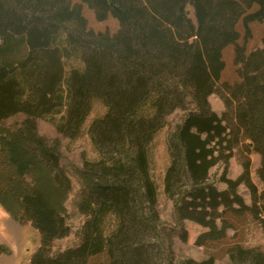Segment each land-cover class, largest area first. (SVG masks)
Masks as SVG:
<instances>
[{"label":"trees","instance_id":"trees-1","mask_svg":"<svg viewBox=\"0 0 264 264\" xmlns=\"http://www.w3.org/2000/svg\"><path fill=\"white\" fill-rule=\"evenodd\" d=\"M83 6L99 21L115 18L118 28L92 29ZM241 17L264 22V0H0V120L26 118L17 129L0 128V204L40 231L30 264H214L212 256L177 257L157 210L151 143L177 109L185 115L167 135L163 177L177 218L207 229L198 245L224 239L243 216L264 235V189L251 179L249 158L260 156L264 183V36L261 47L239 45ZM229 45L233 82L221 80ZM72 56L82 65L65 78ZM214 92L220 116L208 101ZM94 100L106 112L88 129L99 156L83 164L81 240L50 254L52 241L69 232L71 181L57 142L37 133L36 119L65 108L57 130L74 137ZM238 145L245 160L233 179L227 167ZM218 165L224 189L211 174ZM242 183L250 204L238 192ZM226 255L228 264H264L259 246L234 243Z\"/></svg>","mask_w":264,"mask_h":264},{"label":"rangeland","instance_id":"rangeland-1","mask_svg":"<svg viewBox=\"0 0 264 264\" xmlns=\"http://www.w3.org/2000/svg\"><path fill=\"white\" fill-rule=\"evenodd\" d=\"M189 15L193 17V11L187 6ZM83 14L87 19L88 26L94 30L108 29L114 32L118 28L115 18L108 17L99 21L91 9L83 6ZM239 32L238 44L244 45L246 49L252 50L262 46L264 36V22L247 21L244 23L243 17L237 22ZM222 58L225 67L221 75V80L233 82L237 80L234 65V46L229 45L224 48ZM82 65L75 56L65 60V78L68 77L71 69ZM211 109L219 116L224 111V104L219 93L214 92L208 97ZM106 112V107L100 100H94L92 107L85 118L80 131L74 137L65 136L58 132L57 124L65 114V108L59 112L48 115L44 118L36 119L37 133L45 137L52 144L57 142L60 163L67 173L71 188L66 195L64 206L66 209V224L69 232L66 236L55 238L48 251L56 254L69 247H75L81 240V227L85 216L78 209V202L81 196V189L85 183L82 174L83 164L98 159V152L92 143L88 129L91 123ZM185 111L177 109L166 117V124L155 135L151 143L153 156V173L157 184V210L163 227L165 236H169L171 247L177 257H189L195 260L214 257V264H228L226 249L239 243L244 246H259L264 249V235L261 226L251 216H243L235 224L234 229L227 231V236L220 241H210L205 245H198L196 239L200 233L207 230L203 226L191 220H179L175 213V208L163 190V177L165 169L169 164V154L167 150V135L175 126L180 124ZM26 118L23 114H15L0 120V128L17 129ZM251 160L250 175L258 190L264 189V183L259 179L257 170L260 164V156L256 152L249 154ZM245 160L241 145L235 148L233 157L230 158L227 167V176L235 179L242 172L241 162ZM224 166L218 165L211 169V174L219 189H224L226 185L217 180L223 171ZM29 178V176H28ZM238 192L245 202L251 203V195L245 184H240ZM41 233L30 220L16 219L0 204V264H30L32 255L41 246Z\"/></svg>","mask_w":264,"mask_h":264}]
</instances>
